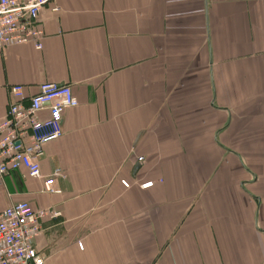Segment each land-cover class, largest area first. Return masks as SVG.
Masks as SVG:
<instances>
[{
    "label": "crops",
    "instance_id": "crops-1",
    "mask_svg": "<svg viewBox=\"0 0 264 264\" xmlns=\"http://www.w3.org/2000/svg\"><path fill=\"white\" fill-rule=\"evenodd\" d=\"M37 24L42 49L0 50V121L13 84L79 103L43 146L57 192L12 171L0 212L58 213L44 264H264V0H47Z\"/></svg>",
    "mask_w": 264,
    "mask_h": 264
},
{
    "label": "built area",
    "instance_id": "built-area-1",
    "mask_svg": "<svg viewBox=\"0 0 264 264\" xmlns=\"http://www.w3.org/2000/svg\"><path fill=\"white\" fill-rule=\"evenodd\" d=\"M46 2L0 0V50L27 42L42 49L45 33L37 21ZM10 91L12 102L0 121V187L6 175L23 168L30 177L44 179L45 192H57L55 178L42 174L43 146L64 134L63 113L76 106L78 98L70 85L55 82L41 83L33 95H28L22 84H13ZM123 183L129 186L126 180ZM152 184L149 181L142 187ZM51 215L58 213L34 208L27 201L4 208L0 212V264H44L45 259L34 241L42 232V220Z\"/></svg>",
    "mask_w": 264,
    "mask_h": 264
},
{
    "label": "rangeland",
    "instance_id": "rangeland-1",
    "mask_svg": "<svg viewBox=\"0 0 264 264\" xmlns=\"http://www.w3.org/2000/svg\"><path fill=\"white\" fill-rule=\"evenodd\" d=\"M149 182V181H148ZM153 184H154V182H153ZM153 184H152V186H153ZM151 187V186H150Z\"/></svg>",
    "mask_w": 264,
    "mask_h": 264
}]
</instances>
